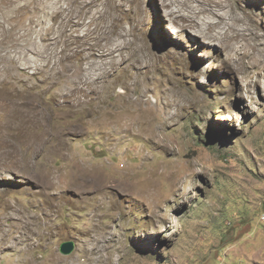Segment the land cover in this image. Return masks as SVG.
<instances>
[{
    "label": "rangeland",
    "instance_id": "374dc122",
    "mask_svg": "<svg viewBox=\"0 0 264 264\" xmlns=\"http://www.w3.org/2000/svg\"><path fill=\"white\" fill-rule=\"evenodd\" d=\"M171 1L0 0V264H264V0Z\"/></svg>",
    "mask_w": 264,
    "mask_h": 264
},
{
    "label": "bare ground",
    "instance_id": "6f19581e",
    "mask_svg": "<svg viewBox=\"0 0 264 264\" xmlns=\"http://www.w3.org/2000/svg\"><path fill=\"white\" fill-rule=\"evenodd\" d=\"M67 1L72 3V4H79V0H67ZM93 1L94 0H82V3L91 2L92 5H95ZM169 1L172 4L171 0H166V3H169ZM175 1H177V4L180 7H182L183 4H187L189 6V8H190L189 11L186 14H182V13L179 14L181 20L184 21L186 27H192V28H194L196 30L197 33L202 34V35H207L209 38H212V39L216 38V36L214 34V30L218 26L220 21L222 20V13H221L222 9L220 7H218V5L212 3L211 1H207V0H175ZM60 12L61 11L57 10V11L53 12V14L61 16ZM101 15H102V13H101ZM58 19H56V20H58ZM66 24H67V22L65 20H61V25L62 26H65ZM175 36H177V33H175ZM24 47H25L24 50L31 49L30 47H27V46H24ZM94 55L99 59V57L104 58V56L107 55V53L104 51V49H102V50H97V52H95ZM101 64H102V62H101ZM68 82H69V80H68ZM21 105H22V103H21Z\"/></svg>",
    "mask_w": 264,
    "mask_h": 264
},
{
    "label": "water",
    "instance_id": "95a60500",
    "mask_svg": "<svg viewBox=\"0 0 264 264\" xmlns=\"http://www.w3.org/2000/svg\"><path fill=\"white\" fill-rule=\"evenodd\" d=\"M74 249L73 241H64L59 246V251L63 254H69Z\"/></svg>",
    "mask_w": 264,
    "mask_h": 264
}]
</instances>
